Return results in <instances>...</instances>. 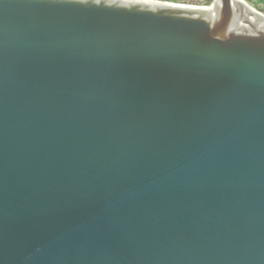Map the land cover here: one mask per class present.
<instances>
[{
    "label": "water",
    "instance_id": "95a60500",
    "mask_svg": "<svg viewBox=\"0 0 264 264\" xmlns=\"http://www.w3.org/2000/svg\"><path fill=\"white\" fill-rule=\"evenodd\" d=\"M0 264H264V12L0 0Z\"/></svg>",
    "mask_w": 264,
    "mask_h": 264
},
{
    "label": "rangeland",
    "instance_id": "374dc122",
    "mask_svg": "<svg viewBox=\"0 0 264 264\" xmlns=\"http://www.w3.org/2000/svg\"><path fill=\"white\" fill-rule=\"evenodd\" d=\"M217 0H192L190 2H183V3H189V4H196L201 6H209L216 3ZM249 1V0H248ZM250 2V1H249ZM253 6L254 4L250 2ZM257 8V7H256ZM258 9V8H257ZM260 10V9H259ZM262 11V10H261ZM264 12V11H263Z\"/></svg>",
    "mask_w": 264,
    "mask_h": 264
},
{
    "label": "trees",
    "instance_id": "16d2710c",
    "mask_svg": "<svg viewBox=\"0 0 264 264\" xmlns=\"http://www.w3.org/2000/svg\"><path fill=\"white\" fill-rule=\"evenodd\" d=\"M169 1H176V2H190L192 0H169ZM254 4L255 7L264 11V0H249Z\"/></svg>",
    "mask_w": 264,
    "mask_h": 264
},
{
    "label": "snow or ice",
    "instance_id": "6c2138e0",
    "mask_svg": "<svg viewBox=\"0 0 264 264\" xmlns=\"http://www.w3.org/2000/svg\"><path fill=\"white\" fill-rule=\"evenodd\" d=\"M101 2V0H96V3H100Z\"/></svg>",
    "mask_w": 264,
    "mask_h": 264
}]
</instances>
